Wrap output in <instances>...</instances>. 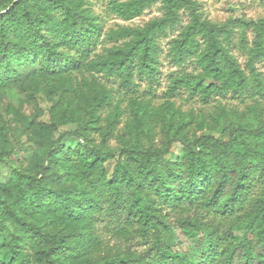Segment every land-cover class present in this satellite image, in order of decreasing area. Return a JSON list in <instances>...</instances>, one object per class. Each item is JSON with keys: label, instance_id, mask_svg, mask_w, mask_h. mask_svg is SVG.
Here are the masks:
<instances>
[{"label": "trees", "instance_id": "trees-1", "mask_svg": "<svg viewBox=\"0 0 264 264\" xmlns=\"http://www.w3.org/2000/svg\"><path fill=\"white\" fill-rule=\"evenodd\" d=\"M108 1L125 20L156 3L163 15L143 27L110 30L105 37L122 43L100 54L104 27L86 0H0V100L13 90L31 98L59 93L50 123L30 122L29 170L8 165L20 149L0 130V163L11 171L0 182V235L10 237L11 259L0 264H264V123L229 120L223 108L214 127L203 119L197 124L211 133L198 134L171 105L156 109L134 100L119 132L120 106L104 116L111 92L85 77L73 84L74 73L86 71L93 80H118L130 93L136 80L153 87L159 40L180 26L184 10L189 22L171 42L172 61L193 62L198 72L173 78L169 94L185 90L204 103L228 94L263 97L256 64L264 62V19L215 23L197 0ZM247 30L255 34L249 49ZM236 37L248 49V73L232 54ZM175 143L183 149L173 159ZM104 221L152 246L105 249ZM174 227L197 243L184 256L166 246Z\"/></svg>", "mask_w": 264, "mask_h": 264}, {"label": "rangeland", "instance_id": "rangeland-1", "mask_svg": "<svg viewBox=\"0 0 264 264\" xmlns=\"http://www.w3.org/2000/svg\"><path fill=\"white\" fill-rule=\"evenodd\" d=\"M90 3L93 11L100 17L101 23L104 27V34L100 39L97 53H104L107 49L118 46L122 42L109 41L105 35L110 30H116L119 27H143L154 18L163 15L161 3H156L144 10L142 15L131 20H125L117 14L110 12L108 7V0H86ZM199 8L204 17L215 23H223L228 19H245V20H262L264 19V0H197ZM181 24L174 30L170 31L167 37L159 40L160 46V64L158 81L150 87L145 80H136L138 84L136 90L132 93L126 92L118 80H106L101 76H96L93 80L92 75L86 71L81 73H74L73 84L75 87L83 83V77L89 79V83L96 81L98 85H104L112 94V105L106 109L104 116H106L113 107L119 105L124 112L121 123L118 127L119 132L123 130L126 122L132 116V104L134 100L139 103H150L151 108L159 109L166 104L172 106V111L177 117H186L193 120V130L198 134L211 133L208 129H199L198 122L202 119L214 127V117L221 113L224 108L229 114V120H248L252 123L259 121L264 123V96L250 97L248 95L243 97L233 96L228 94L226 96H215L207 103L202 102L198 97H189L185 90H180L177 93L170 95L169 87L172 84V79L182 74L183 72L197 73L198 68L193 63L188 61L182 67H179L172 61L171 42L179 36L181 28L188 24L189 16L187 11H181ZM247 48H251L254 44L255 34L252 30H247ZM248 49L240 47L238 37L235 38V44L232 47V54L238 60L239 64L245 71L246 62L248 59ZM258 71L264 77V62L256 64ZM72 96V93H69ZM59 100V93L47 94L46 92L38 93L34 98L28 96L27 93H20L17 90L11 91L8 95L0 100V130L8 135L10 146L15 150L20 149L17 156H11L7 163L20 168L23 171L30 169V161L32 157V150L35 147L33 142V131L30 127V122L50 123V111L54 104ZM257 117L260 119L257 120ZM68 128V127H67ZM215 135L219 131H214ZM1 139V133H0ZM161 140L160 133H158L155 143L158 144ZM99 142V137H97ZM118 141L113 138L110 140V147L116 148ZM182 145L175 143L172 147V156L170 158L176 159L182 154ZM115 161L108 164V169L111 172ZM11 171L7 165L0 163V182H6L10 177ZM172 222L176 218V214H171ZM129 230V228H126ZM99 233L102 238L105 249L125 250L131 248L134 251L141 252L147 250L152 246V240L143 241L134 233L122 234L119 233L116 226L111 224L107 227V221L99 225ZM10 237L7 233L0 235V258L5 262L11 259V253L7 249ZM166 246L174 253L185 255L197 247V243L188 240L180 230L172 228L168 238L166 239Z\"/></svg>", "mask_w": 264, "mask_h": 264}, {"label": "water", "instance_id": "water-1", "mask_svg": "<svg viewBox=\"0 0 264 264\" xmlns=\"http://www.w3.org/2000/svg\"><path fill=\"white\" fill-rule=\"evenodd\" d=\"M17 1V0H16Z\"/></svg>", "mask_w": 264, "mask_h": 264}]
</instances>
